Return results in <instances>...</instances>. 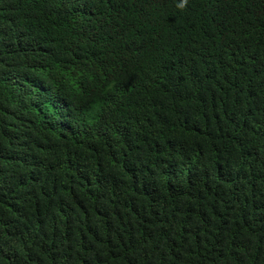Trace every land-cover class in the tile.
<instances>
[{"label":"trees","instance_id":"16d2710c","mask_svg":"<svg viewBox=\"0 0 264 264\" xmlns=\"http://www.w3.org/2000/svg\"><path fill=\"white\" fill-rule=\"evenodd\" d=\"M0 0V264H264V0Z\"/></svg>","mask_w":264,"mask_h":264},{"label":"clouds","instance_id":"9594fccd","mask_svg":"<svg viewBox=\"0 0 264 264\" xmlns=\"http://www.w3.org/2000/svg\"><path fill=\"white\" fill-rule=\"evenodd\" d=\"M187 0H182V2L178 5V7L183 8L184 7V3H186Z\"/></svg>","mask_w":264,"mask_h":264}]
</instances>
